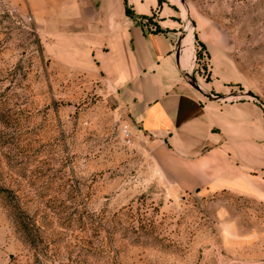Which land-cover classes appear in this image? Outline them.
<instances>
[{"label":"rangeland","instance_id":"rangeland-1","mask_svg":"<svg viewBox=\"0 0 264 264\" xmlns=\"http://www.w3.org/2000/svg\"><path fill=\"white\" fill-rule=\"evenodd\" d=\"M159 1L183 48L202 25L226 33L240 83L225 98L262 116L264 0ZM34 5L0 0V264H264V201L174 182L120 90L60 48ZM197 47L182 69L200 85Z\"/></svg>","mask_w":264,"mask_h":264},{"label":"crops","instance_id":"crops-1","mask_svg":"<svg viewBox=\"0 0 264 264\" xmlns=\"http://www.w3.org/2000/svg\"><path fill=\"white\" fill-rule=\"evenodd\" d=\"M34 6L36 18L46 17V30L62 41L60 48L87 61L90 56L120 90L174 182L186 190L226 191L264 201V114L252 101L225 98L240 80L220 27L200 26L191 42L195 63L200 61L198 43L206 46L209 75L198 81L209 97L191 87L177 65L180 27L176 11L165 2L35 0ZM154 15L158 31L144 22Z\"/></svg>","mask_w":264,"mask_h":264},{"label":"water","instance_id":"water-1","mask_svg":"<svg viewBox=\"0 0 264 264\" xmlns=\"http://www.w3.org/2000/svg\"><path fill=\"white\" fill-rule=\"evenodd\" d=\"M182 3H184V0H180ZM187 33L186 31L179 37L177 44H176V49H175V55H176V60H177V65L180 67V69L182 70V75L184 77V79L187 81V83L193 87L195 90H197L198 92H201L203 94H207L209 97H212L209 93H206L202 90V88L200 87V85L194 81V79L191 77L190 73L184 71L182 69V65H181V51L184 45V41L187 38Z\"/></svg>","mask_w":264,"mask_h":264},{"label":"bare ground","instance_id":"bare-ground-1","mask_svg":"<svg viewBox=\"0 0 264 264\" xmlns=\"http://www.w3.org/2000/svg\"><path fill=\"white\" fill-rule=\"evenodd\" d=\"M190 46H191V42H189L188 44L185 45V47H184L185 49H183L184 53H182V62H184L186 60V58L188 56V50L190 49Z\"/></svg>","mask_w":264,"mask_h":264},{"label":"trees","instance_id":"trees-1","mask_svg":"<svg viewBox=\"0 0 264 264\" xmlns=\"http://www.w3.org/2000/svg\"><path fill=\"white\" fill-rule=\"evenodd\" d=\"M127 1V0H126ZM196 38H197V36H196ZM198 39V38H197ZM199 44V46L202 48V50L204 49H206V46L203 44V43H201V42H199L198 43ZM199 56V55H198ZM250 95H252V96H254L253 94H251V93H249Z\"/></svg>","mask_w":264,"mask_h":264},{"label":"built area","instance_id":"built-area-1","mask_svg":"<svg viewBox=\"0 0 264 264\" xmlns=\"http://www.w3.org/2000/svg\"><path fill=\"white\" fill-rule=\"evenodd\" d=\"M26 21H27V22H31V21H32V18H31V17H27V18H26Z\"/></svg>","mask_w":264,"mask_h":264}]
</instances>
